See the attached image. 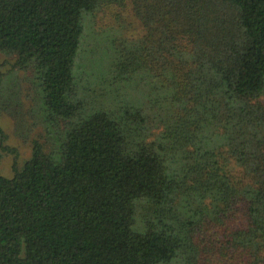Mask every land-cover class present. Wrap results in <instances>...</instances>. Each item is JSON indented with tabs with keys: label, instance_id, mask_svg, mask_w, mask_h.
<instances>
[{
	"label": "trees",
	"instance_id": "trees-1",
	"mask_svg": "<svg viewBox=\"0 0 264 264\" xmlns=\"http://www.w3.org/2000/svg\"><path fill=\"white\" fill-rule=\"evenodd\" d=\"M0 264H264V0H0Z\"/></svg>",
	"mask_w": 264,
	"mask_h": 264
},
{
	"label": "rangeland",
	"instance_id": "rangeland-1",
	"mask_svg": "<svg viewBox=\"0 0 264 264\" xmlns=\"http://www.w3.org/2000/svg\"><path fill=\"white\" fill-rule=\"evenodd\" d=\"M1 122L9 135L7 145L12 148V152L6 151L3 153L0 173L11 177L14 174L13 163L17 160L19 165H23L25 160L32 155V132L27 138L20 137L15 128L14 121L6 114L1 116Z\"/></svg>",
	"mask_w": 264,
	"mask_h": 264
}]
</instances>
